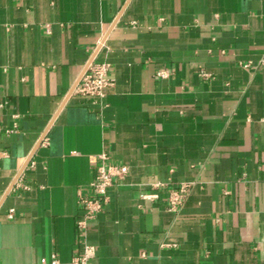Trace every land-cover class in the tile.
Here are the masks:
<instances>
[{
    "label": "crops",
    "instance_id": "crops-1",
    "mask_svg": "<svg viewBox=\"0 0 264 264\" xmlns=\"http://www.w3.org/2000/svg\"><path fill=\"white\" fill-rule=\"evenodd\" d=\"M96 51L114 87L67 98ZM102 154L130 173L83 232ZM86 246L89 264H264V0H0V264Z\"/></svg>",
    "mask_w": 264,
    "mask_h": 264
},
{
    "label": "built area",
    "instance_id": "built-area-1",
    "mask_svg": "<svg viewBox=\"0 0 264 264\" xmlns=\"http://www.w3.org/2000/svg\"><path fill=\"white\" fill-rule=\"evenodd\" d=\"M96 57V56H95ZM95 57L85 67L79 77V81L72 94H78L84 97L103 99L107 91L114 87L115 79L112 77V68L109 63L97 62ZM250 67V64L245 65ZM161 77H166V73H160ZM130 173L127 165H115L110 163L106 154L99 156V163L96 166L95 178L91 182L92 193L84 195L80 191V208L82 217L78 221V227L85 232L89 221L95 219L104 211L105 206L109 202L108 190L115 183V180L124 182ZM159 186V185H157ZM192 184H184L178 189L169 190V210L178 211L184 204L190 194ZM151 197H157L152 195ZM94 255V248L86 246L85 255L75 257L72 264H89L90 259ZM59 261L54 259L53 263Z\"/></svg>",
    "mask_w": 264,
    "mask_h": 264
},
{
    "label": "water",
    "instance_id": "water-1",
    "mask_svg": "<svg viewBox=\"0 0 264 264\" xmlns=\"http://www.w3.org/2000/svg\"><path fill=\"white\" fill-rule=\"evenodd\" d=\"M98 50H99V48H98ZM97 52H98V51H96V53L93 55V57L91 58V60L96 56ZM78 81H79V79H78ZM78 81H77V83H78ZM77 83H76V85H77ZM76 85H75V86H76ZM75 86L73 87V89L75 88ZM73 89L71 90V92L69 93V95H68L67 98H69V96L72 94Z\"/></svg>",
    "mask_w": 264,
    "mask_h": 264
}]
</instances>
